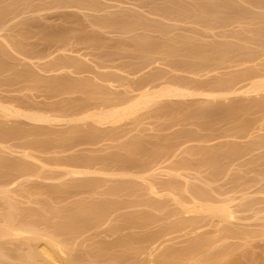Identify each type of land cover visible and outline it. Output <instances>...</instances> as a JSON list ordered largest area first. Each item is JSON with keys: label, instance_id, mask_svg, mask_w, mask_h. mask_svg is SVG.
Listing matches in <instances>:
<instances>
[{"label": "rangeland", "instance_id": "rangeland-1", "mask_svg": "<svg viewBox=\"0 0 264 264\" xmlns=\"http://www.w3.org/2000/svg\"><path fill=\"white\" fill-rule=\"evenodd\" d=\"M109 17L114 19L113 23ZM0 18V23L5 22L4 28L0 29L4 37H0V103L21 111L24 108L23 113L37 111L38 114L43 112L56 117V123L54 120L36 122L37 127L35 122L30 123L22 117H12V120L11 116H4L0 111V129L16 128L17 122L24 124L20 128L19 124L15 131L13 128V132L21 135L15 139H11V132L8 133L10 136L3 134L7 129L2 128L7 131L0 134V180L5 174L10 175V170L11 175L19 171L18 178H21L9 186L3 183L8 181L6 176L0 182L3 183L0 184V224L3 215L10 213L14 224L37 227V231L45 237L48 234L51 236V233L55 238L58 236L56 239L66 244L69 253L66 252V256L77 264H158L164 252L188 248L194 242L197 246L191 244L193 249L189 254L179 257L172 254L166 259L167 263L264 264V93H259L262 96L258 93H246L245 96V93H238L231 95L232 98L196 95L182 96L184 99L169 97L167 100L165 97L164 100L159 99L160 102L156 100L125 115L126 119L121 117L113 124L70 120L80 112L107 109L111 107V102L113 106L118 100L126 101L147 82L157 89L163 86L183 88L189 84L186 88L198 91L218 85V80L226 83L230 79L228 76L241 79L242 70L248 72L245 67L253 69L249 72L255 74L263 73L264 0H0ZM209 21L210 24H207ZM2 23L0 27H3ZM10 44L13 47L7 46ZM15 44L23 56L16 51ZM65 61L72 66L69 67L71 64L67 62L65 65ZM55 63L58 68L62 67L61 71ZM26 72L32 76H26ZM68 74L69 81L65 77ZM158 77L159 80L155 81ZM38 78L40 81H36ZM59 78L63 79V83L56 81ZM115 85L118 86L116 89ZM117 96L119 99H116ZM122 96L129 98L123 97V100ZM239 96L243 97L239 98L241 102L245 100L243 107L240 100L237 101ZM175 100L178 103H173ZM231 101L235 105L230 104ZM63 108L65 112L59 110ZM57 116H61V121ZM62 116L69 117V121ZM39 124L43 127L41 131ZM36 130L41 133L36 135ZM4 138L8 141L5 142ZM11 142L17 146L20 143L25 148L21 149L20 144L13 146ZM255 142L259 143L258 147ZM15 150L21 151L16 153ZM168 153L170 156H167ZM149 163L150 168L147 167ZM78 165L79 170L87 169L85 171L88 173L89 170V173L78 177L67 174L71 169H78ZM154 165L159 171L150 176L154 175L155 179L148 175L156 170ZM123 168L128 174L122 171ZM162 168L163 171L164 168L173 170L167 169L165 175L160 171ZM128 169L133 170V175L138 174L137 177ZM174 169L184 173L175 171V177L171 173ZM167 173L170 174L167 176ZM210 173L217 180H213ZM158 175L160 178H157ZM151 178L155 186L169 181L175 187L171 191L163 190L165 193L161 190L157 194L162 192V196L155 193L154 197L149 190ZM182 186H187V189ZM188 189L202 193L207 191L208 198L217 200L214 202L218 205L221 202L228 204L235 211L234 218L223 219L211 214L213 217H209L208 213L194 210L184 214L186 208L183 207L187 206L188 200V206L191 205ZM211 192L214 194L211 195ZM243 194H246L244 198ZM217 198H221L220 201ZM180 200L186 202V206ZM102 214L105 216L102 217ZM198 214L201 217H196ZM123 218L125 221L129 218V221L125 222ZM179 219L185 224L178 225ZM171 227L177 230L171 231ZM150 235L157 236V239ZM7 237L0 238V264H19L20 254L45 239L42 237L35 241L26 237ZM151 239L158 241L154 240L156 244L153 245ZM159 241H162L161 245ZM207 258L212 259L207 261Z\"/></svg>", "mask_w": 264, "mask_h": 264}, {"label": "bare ground", "instance_id": "bare-ground-1", "mask_svg": "<svg viewBox=\"0 0 264 264\" xmlns=\"http://www.w3.org/2000/svg\"><path fill=\"white\" fill-rule=\"evenodd\" d=\"M244 1V0H243ZM249 3V2H248ZM252 3V2H251ZM256 4H258V1H257V3ZM260 4V3H259ZM249 5H250V3H249ZM251 6V5H250ZM257 7V6H256ZM255 6H254V8H256ZM259 7V6H258ZM261 7V6H260ZM115 18V17H114ZM108 19H113V18H108ZM107 19V20H108ZM124 19V18H123ZM0 20L2 21V19L0 18ZM111 20H108V21H111ZM115 20H116V18H115ZM118 20V19H117ZM119 21H122V20H118V22ZM114 22V19L112 20V23ZM212 22V21H211ZM2 23V22H1ZM1 23H0V25H1ZM5 23V22H4ZM4 23H2V25H3V27H0V29L1 28H4ZM207 24H210V21H209V23L207 22ZM212 24V23H211ZM217 24V23H216ZM208 28V27H207ZM2 30V29H1ZM1 32V31H0ZM254 33V32H253ZM256 33V32H255ZM254 33V34H255ZM2 35L0 34V37H1ZM215 36V35H214ZM259 36V35H258ZM261 36V35H260ZM3 37V36H2ZM4 38V37H3ZM2 38V39H3ZM4 40V39H3ZM243 41V40H242ZM257 41H259V40H257ZM4 42H6V41H4ZM248 41H246V43H247ZM8 43V42H7ZM6 43V44H7ZM256 43V42H255ZM255 45V44H254ZM257 45V44H256ZM260 45V44H259ZM7 46H11V47H13L12 46V44H10V45H7ZM15 46H16V48L15 49H17L16 51H18V49H19V47L17 48V46L18 45H16L15 44ZM260 47H262V46H260ZM216 49H217V47H215ZM250 48V47H249ZM11 49V48H10ZM15 49H14V51H15ZM11 50H13V49H11ZM213 50V49H212ZM220 50V49H219ZM223 50V49H222ZM64 51V50H63ZM19 53H21L20 52V50L18 51ZM214 52V51H213ZM218 52V51H217ZM224 52V51H223ZM18 54V53H17ZM19 55H22L23 56V54L21 53V54H19ZM214 55H216L215 53H214ZM16 57V56H15ZM40 58L42 57V56H39ZM214 57V56H213ZM217 57V56H216ZM28 58H30V57H28ZM36 58V57H35ZM219 58V57H218ZM218 58H216L217 60H218ZM226 57H224L223 58V60L225 59ZM17 59V58H16ZM25 59V58H24ZM220 59H222V57L220 58ZM17 60H19V58L17 59ZM21 60V59H20ZM30 60H31V58H30ZM88 60V59H87ZM245 60V59H244ZM255 60V59H254ZM211 61V60H210ZM219 61V60H218ZM217 61V62H218ZM236 61V60H235ZM19 62V61H18ZM24 62V61H23ZM35 62V61H34ZM60 62H62V61H60ZM66 62L67 61H65V65H66ZM147 62H149V63H154V61H152V62H150V61H147ZM216 62V63H217ZM247 62V61H246ZM39 63H40V61H39ZM57 63H59V62H57ZM62 63V64H63ZM68 63V62H67ZM212 63V62H211ZM214 63H215V60H214ZM242 63H245V62H242ZM241 63V64H242ZM263 63V62H262ZM38 64V63H37ZM56 64V63H55ZM68 64H71V63H68ZM210 64V63H209ZM59 66L61 65L60 63L58 64ZM64 65V66H65ZM147 65V64H146ZM182 65V64H181ZM187 65V64H186ZM192 65V64H191ZM239 65V64H238ZM257 65H258V63H257ZM264 65V64H263ZM61 66H63V65H61ZM70 66H72V64L71 65H69V67ZM74 66V65H73ZM185 66V65H184ZM193 66V65H192ZM229 66V65H228ZM227 66V67H228ZM244 66V64H242V67ZM250 66V65H249ZM255 66V65H254ZM253 66V67H254ZM55 67H57V64H56V66ZM96 67V66H95ZM150 67V66H149ZM175 67V66H174ZM187 67V66H186ZM216 67H217V65H216ZM237 67V66H236ZM251 67V66H250ZM35 68V67H34ZM51 68V67H50ZM58 68V67H57ZM62 67H59L58 69L60 70ZM171 69H172V67H170ZM178 68H180V70H182L181 69V67H178ZM211 68V67H210ZM258 68V67H257ZM25 68H23V70H24ZM27 69V68H26ZM30 69V68H29ZM28 69V70H29ZM37 69H39V68H37ZM47 69V68H46ZM53 69V68H52ZM58 69L56 70V72L58 71ZM67 69H68V67H67ZM212 69H214V70H216L215 68H212ZM243 69V68H242ZM246 69H248V72H247V70ZM22 70V71H23ZM28 70H27V72H28ZM31 71H32V69H30ZM45 70V69H44ZM62 70V69H61ZM60 70V71H61ZM63 70H65V69H63ZM187 70H188V68H187ZM191 70V69H190ZM190 70H188V71H190ZM197 70V69H196ZM231 70V69H230ZM244 70V69H243ZM242 70V76H240L241 77V79H239V77L238 78H234V75L233 76H228V77H230V79H231V77H232V79L230 80H228L226 83H224L223 81L221 82L220 80H218V82H219V84L217 85H215L214 84V86H209V87H207L206 89H199V87L198 86H196V85H194V83H193V85L197 88L198 87V91L196 90H194V91H192L190 88H186V86H188L187 84H186V86H184L183 88H181L180 86V88L177 86V87H169V86H166L165 88H164V86L163 85H161V86H163V88H159V89H157L156 87L155 88H153V85H152V83H150V82H147V83H144L143 85H141L140 86V88L138 89V92H136L135 93V95H133L130 99H128V100H124L125 98H129L128 96H126V97H124V96H122V99H123V97H124V101H122V99H121V101L122 102H119L120 100H118L117 101V104H114L113 106L111 105L112 104V102H111V104H110V108H108V107H106L107 109H101V110H93V109H91V110H93V111H86V112H80L79 113V115L77 114L76 116L74 115V117H72L71 119L68 117V119H70L71 121H75V122H77L78 123V120H90L91 122H94V123H97V124H99V125H104V124H109V123H116V121H118L119 119H121V117H123L124 116V118H125V115H127L128 116V114L130 115L131 113H133L134 111H136L137 109H139V108H141V107H143V106H145V105H147V104H150L151 102H154V101H159V99H162L163 98V100H164V98L166 97V99L168 100V98L170 97L171 99H172V97L174 98V97H182V96H192V97H197L196 95H203V96H206V97H225V96H230L231 97V95H234V96H236L238 93H245L243 96H245L246 95V93H264V70H263V73H252L251 71L253 70H251V68L249 69L248 67L246 68L245 67V70H246V73H244V71ZM249 70H251L250 72H249ZM257 70V69H256ZM256 70H254V71H256ZM261 70V69H260ZM16 71H18V69L16 70ZM36 71V70H35ZM41 71H42V68H41ZM49 71V70H48ZM76 71V70H75ZM74 71V73L75 74H77L76 72ZM176 71H178V70H176ZM235 71V70H234ZM19 72V71H18ZM26 72V76H28V74L29 73H27ZM45 72V71H44ZM47 72V71H46ZM53 72H55V71H53ZM59 72V71H58ZM57 72V73H58ZM126 72V71H125ZM192 72L193 71H191V74H192ZM196 72V71H195ZM258 72V71H257ZM21 73V72H20ZM22 73H24V72H22ZM31 73V72H30ZM49 73V72H48ZM56 73V74H57ZM66 74H67V71L65 72ZM69 73H71L72 74V72H69ZM152 73V72H151ZM225 73V72H224ZM223 73V74H224ZM244 73V74H243ZM19 74V73H18ZM32 74V73H31ZM79 74V73H78ZM220 74V73H219ZM260 74V75H259ZM21 75V74H20ZM30 75V74H29ZM42 75V74H41ZM60 75H61V73H60ZM69 76H65L66 77V79H67V77H70V74H68ZM177 75H179V74H177ZM193 75H194V72H193ZM197 75V74H196ZM227 75H229V74H227ZM226 75V76H227ZM23 76V75H22ZM21 76V77H22ZM30 76H32V75H30ZM153 76H155V74L153 75ZM152 76V77H153ZM222 76V75H221ZM224 76V75H223ZM64 76H63V78H65ZM74 76L72 75V78H73ZM80 77V76H79ZM187 77V76H186ZM217 77H218V75H217ZM216 77V78H217ZM18 78H20V77H18ZM161 78V77H160ZM226 79H228L227 77H225ZM224 78V79H225ZM31 79V78H30ZM35 79V78H34ZM40 78H38V79H36V81L37 80H39ZM51 79V78H50ZM57 79V78H56ZM61 79V80H60ZM66 79H64V80H66ZM60 80V81H59ZM59 80H56V81H58L59 83L63 80L62 78H59ZM68 81H69V79H67ZM157 80H159V77H158V79H156L155 81H157ZM217 80V79H216ZM241 80H242V83H240L241 82ZM34 81V80H33ZM40 81V80H39ZM126 81V80H125ZM131 81V80H130ZM164 81V80H163ZM198 81V80H197ZM197 81H195V82H197ZM51 82H54V80L53 81H51ZM65 83V85H66V81H64ZM113 82V81H112ZM127 82V81H126ZM165 83H166V81H164ZM164 82H161V84H163ZM217 82V83H218ZM40 83V82H39ZM61 83H63V82H61ZM72 83V82H71ZM71 83H70V85H71ZM124 83V82H123ZM128 83V82H127ZM134 83V82H133ZM167 83H171L172 84V82H167ZM176 83V82H175ZM221 83H223V84H221ZM42 84V83H41ZM109 84V83H108ZM157 84V86H158V83H156ZM177 84V83H176ZM175 84V85H176ZM179 84V83H178ZM49 85V84H48ZM63 85V84H62ZM62 85L60 86V87H62ZM109 85H111V84H109ZM134 85V84H133ZM160 85V84H159ZM168 85V84H167ZM181 85H182V83H181ZM184 85V84H183ZM198 85H200V84H198ZM46 86V85H45ZM50 86H51V84H50ZM104 86V85H103ZM108 86V85H107ZM106 86V87H107ZM113 86V85H112ZM116 86L117 85H115V89H116ZM172 86V85H171ZM201 86V85H200ZM56 87H58V85H56ZM70 87V86H69ZM69 87H67V91H68V89H69ZM105 87V86H104ZM111 87V86H110ZM109 87V88H110ZM118 87V86H117ZM128 87H130L129 85H128ZM132 87V86H131ZM191 88H194V87H192V85L190 86ZM65 88V87H64ZM63 88V89H64ZM112 88V87H111ZM110 88V89H111ZM201 88V87H200ZM57 89V88H56ZM112 89H114V87L112 88ZM51 90H52V88H51ZM58 91H59V89H58ZM115 91V90H114ZM113 91V92H114ZM133 91V90H132ZM53 92V91H52ZM112 92V91H111ZM122 92H123V90H122ZM117 93V92H116ZM119 93H121V92H119L118 91V96L119 97H121L120 95H119ZM123 93H126V92H123ZM123 93H122V95H123ZM132 93V92H131ZM115 94V93H114ZM242 94H240V95H242ZM254 94V95H255ZM113 95V94H112ZM130 95V94H129ZM259 95H263V94H259ZM117 96V97H118ZM233 96V97H234ZM2 97V96H1ZM119 97L118 98H116V99H119ZM169 98V99H170ZM183 98V97H182ZM191 98V97H190ZM232 98V97H231ZM239 98H243V97H237V101L238 100H240ZM249 98V97H248ZM258 98V97H257ZM263 98H264V95H263ZM14 99V98H13ZM177 99V98H176ZM181 99V98H180ZM184 99V98H183ZM183 99H181V100H183ZM203 99V98H202ZM224 99V98H223ZM226 99V98H225ZM228 99V98H227ZM3 100H4V98H3ZM12 100V99H11ZM14 100H16V99H14ZM13 100V101H14ZM193 100V99H192ZM218 100H220V98L218 99ZM222 100V99H221ZM229 100H231V99H229ZM243 100V99H242ZM249 100V99H248ZM250 100H253V99H250ZM259 100H260V96H259ZM8 101V100H7ZM161 101V100H160ZM159 101V102H160ZM170 101V100H169ZM180 101V100H179ZM188 101V100H187ZM228 101V100H227ZM234 101V100H233ZM261 101V100H260ZM1 102H2V100H1ZM4 103H6V99L3 101ZM9 102H10V100H9ZM18 102V101H17ZM119 102V103H118ZM175 102H177L176 100L173 102V103H175ZM230 102V101H229ZM236 102V101H235ZM240 102H241V100H240ZM242 102H245V100H243ZM241 102V104H242V107H243V104L244 103H242ZM254 102V101H253ZM62 103V102H61ZM110 103V102H109ZM114 103V102H113ZM166 103H168V102H166ZM171 103H172V100H171ZM178 103V102H177ZM206 103V102H205ZM217 103H219V104H221L220 102H217ZM225 103V102H224ZM223 103V104H224ZM234 103V102H233ZM232 103V101H231V103L230 104H233ZM238 103V102H237ZM236 103V104H237ZM261 103H263V101L261 102ZM53 104V103H52ZM255 104H257V103H255ZM260 104V103H259ZM264 104V103H263ZM263 104H261L262 106H263ZM8 105V104H7ZM6 104H5V106L4 105H2L1 103H0V111L3 113V115L5 114L6 116H11L10 118L12 119V117H16V118H19L20 119V117H22L23 119H28L27 121L28 122H51L52 120H54L55 121V123H56V117L52 114V113H50V114H52L51 116H54L55 118H52V117H50L49 115H47L46 113L44 114L43 112L42 113H37V111L35 112V113H31V114H28V113H23L22 111H23V109H22V111H21V109H19V110H17L15 107H13L12 105V107L11 106H7ZM17 105V104H16ZM15 105V106H16ZM51 105V104H50ZM58 106H59V104H57ZM56 105V106H57ZM63 105V104H62ZM93 105V104H92ZM107 105H109V104H107ZM166 105H168V104H166ZM222 105V104H221ZM233 105H235V103L233 104ZM238 105V104H237ZM261 105H257L258 107H260ZM23 106H24V104H23ZM46 106V108H47V106H48V104L47 105H45ZM65 106H66V104H65ZM89 106H90V104H89ZM155 106H156V104H155ZM169 106V105H168ZM225 106V105H224ZM227 106V105H226ZM250 106V105H249ZM252 106H253V103H252ZM256 106V105H255ZM256 106V107H257ZM63 107V106H62ZM67 107V106H66ZM92 107V106H91ZM218 107V106H217ZM240 107V106H239ZM20 108V107H19ZM30 108V107H29ZM32 108V107H31ZM65 108V107H64ZM64 108L63 109H59L61 112H62V110L64 111ZM180 108V107H179ZM212 108V107H211ZM214 108V107H213ZM232 109H233V107H231ZM230 108V109H231ZM237 108V107H236ZM235 108V109H236ZM35 109H37V108H35ZM66 109V108H65ZM99 109V108H98ZM159 109V108H158ZM168 109V108H167ZM173 109H176V108H173ZM228 109V108H227ZM257 109V108H256ZM25 110V109H24ZM41 110H43V109H41ZM40 110V111H41ZM45 110V109H44ZM58 110V109H57ZM72 110H73V108H72ZM72 110H71V112H72ZM77 110V109H76ZM90 110V109H89ZM165 110V109H164ZM163 110V111H164ZM223 110V109H222ZM257 110H259V108L257 109ZM28 111H30V109L28 110ZM50 111H52L51 109H50ZM49 111V112H50ZM68 110H66V112H67ZM73 111H75V110H73ZM79 111H80V109H79ZM84 111H85V108H84ZM264 111V110H263ZM31 112V111H30ZM45 112H47V110H45ZM55 112H56V110H55ZM65 112V111H64ZM63 112V113H64ZM69 112H70V109H69ZM77 112V111H76ZM258 112V111H257ZM48 113V112H47ZM58 113V112H57ZM60 113V112H59ZM73 113V112H72ZM262 113V112H261ZM55 114V113H54ZM62 114V113H61ZM4 115V116H5ZM57 115V114H56ZM60 115V114H59ZM66 116V115H65ZM65 116H62V118H65ZM68 116V115H67ZM71 116V115H70ZM25 117V118H24ZM57 117H59V121H61L60 120V117L61 116H57ZM263 117V116H262ZM61 118V119H62ZM264 118V117H263ZM14 119V118H13ZM12 119V120H13ZM66 119V118H65ZM68 119H66V120H68ZM126 119V118H125ZM260 119V118H259ZM18 120V119H17ZM16 120V121H17ZM4 121V120H3ZM8 121H10V120H8ZM19 121V120H18ZM22 121H24V120H22ZM65 121V120H64ZM63 121V122H64ZM69 121V120H68ZM67 121V122H68ZM70 121V122H71ZM120 121V120H119ZM256 121H257V118H256ZM255 121V122H256ZM5 122V121H4ZM3 122V123H4ZM57 122H58V120H57ZM69 122V123H70ZM80 122V121H79ZM82 122V121H81ZM252 122V121H251ZM260 122V121H259ZM7 123V122H6ZM15 122H13L12 124H14ZM22 123V122H21ZM37 123H36V126H37ZM93 123V124H94ZM118 123V122H117ZM1 124H2V122H1ZM8 124H10V123H8ZM7 124V125H8ZM11 124V125H12ZM19 124H20V122H19ZM18 122L16 123V126L18 127ZM23 124V123H22ZM29 124V123H28ZM27 124V125H28ZM68 124V123H67ZM71 124H72V122H71ZM74 124V123H73ZM76 124V123H75ZM87 124V123H86ZM249 124V123H248ZM253 124H255V123H253ZM257 124V123H256ZM260 124V123H259ZM262 124V123H261ZM21 125V124H20ZM19 125V128L20 127H24V124L23 125H21L20 126ZM26 124H25V126H27ZM30 125V124H29ZM53 125V124H52ZM111 125V124H110ZM2 125H0V127H1ZM35 126V127H36ZM42 126H43V124H42ZM45 126H47V125H45ZM54 126V125H53ZM67 126H72V125H67ZM76 126V125H75ZM91 126V125H90ZM94 126V125H93ZM97 126V125H96ZM250 126V125H249ZM253 126V125H252ZM15 126H11V127H9V129L6 127V128H4V127H2V128H4V129H7V130H3L2 128L0 129V134H2V132H5V131H7V132H5V133H3V134H5L6 136H8L9 134H10V132H11V134H12V138L11 139H15V137H19V136H21V135H17V133L19 134V132H13V128H14ZM16 127V128H17ZM34 127V126H33ZM38 127V126H37ZM37 127H36V129H37ZM39 127H40V124H39ZM85 127H86V125H85ZM84 127V128H85ZM246 127H247V125H246ZM255 127V126H254ZM253 127V129H256L255 131H257V128H254ZM259 127H260V125H259ZM263 127V126H262ZM11 128V129H10ZM16 128H14V131L16 130ZM19 128H18V131H19ZM41 128H43V127H40V131H41ZM53 128V127H52ZM68 128V127H67ZM70 128V127H69ZM74 128V127H73ZM89 128V127H88ZM94 127H92V129H93ZM243 128V127H242ZM23 129V128H22ZM21 129V131H23V130H25L26 128H24L23 130ZM33 130L32 131H34V128H32ZM45 129V128H44ZM72 129V128H71ZM75 129V128H74ZM73 129V130H74ZM95 129V128H94ZM250 129H252V128H250ZM252 129V130H253ZM38 130V129H37ZM36 130V133L38 132ZM48 130H49V128H48ZM78 130V129H77ZM100 130V129H99ZM252 130H251V132H252ZM259 130V129H258ZM20 131V132H21ZM46 132H48L47 131V129L45 130ZM255 131H253V132H255ZM260 131H261V128H260ZM26 133L27 132H29V131H25ZM30 132H31V129H30ZM43 132V131H42ZM52 132V131H51ZM76 132V131H75ZM79 132V131H78ZM249 132V131H248ZM250 132V133H251ZM9 133V134H8ZM14 133H16V135L14 134ZM24 133V132H23ZM35 133V132H34ZM39 133H41V132H38L36 135H38ZM50 132H48V134H49ZM33 134V133H32ZM75 134V133H74ZM79 134V133H78ZM82 134H84L83 132H82ZM89 134H91L90 132H89ZM88 134V135H89ZM98 134V133H97ZM258 134H261V133H258ZM4 135V136H5ZM15 135V136H14ZM30 135V134H29ZM41 135V134H40ZM87 135V134H86ZM10 136V135H9ZM74 136V135H73ZM76 136V135H75ZM84 136H85V134H84ZM84 136H83V138H84ZM90 136H92V134L90 135ZM226 136V135H225ZM248 136V135H247ZM1 137H3V136H1ZM22 137H25V135H23ZM31 137V136H30ZM34 137V136H33ZM77 137V136H76ZM81 137V136H80ZM95 137V136H94ZM8 138V137H7ZM7 138H4L5 139V142L6 141H8V139ZM29 138V137H28ZM79 138V137H78ZM85 138H87V139H89L90 140V138L89 137H86L85 136ZM25 139V138H24ZM38 139V138H37ZM86 139V141L88 142V140ZM262 139H263V137H262ZM2 140H3V138H2ZM10 140V139H9ZM22 140H23V138H22ZM79 140V139H78ZM13 141V140H12ZM15 141H19V140H15ZM14 141V142H15ZM26 142V141H25ZM41 142V141H40ZM13 142H11V144H12ZM258 143V142H257ZM256 142H255V144L254 145H256L257 144ZM20 144V143H19ZM19 144H18V146H19ZM182 144H183V142H182ZM185 144V143H184ZM191 144V143H190ZM264 144V143H263ZM5 145H6V143H5ZM4 145V146H5ZM9 145V144H8ZM13 146L15 145V143L14 144H12ZM11 145V146H12ZM21 145V144H20ZM28 145V144H27ZM258 145H259V143L257 144V147H258ZM11 146H7V147H9V149L11 148ZM15 146H17V144L15 145ZM17 146V147H18ZM22 146V148L21 149H23V148H25V147H23V145H21ZM201 146V145H200ZM182 147H184V146H182ZM0 148H1V146H0ZM28 148V147H27ZM170 148H172V147H170ZM174 148H175V146H174ZM204 148H206V147H204ZM4 149V148H3ZM6 149H8V148H6ZM163 149H165V148H163ZM188 149V148H187ZM191 149V148H190ZM226 149V148H225ZM236 149V148H235ZM5 150V149H4ZM14 150V149H13ZM172 150H173V148H172ZM189 150V149H188ZM233 150V149H232ZM9 152L11 151V150H8ZM16 151V153H17V151H21V150H15ZM23 151V150H22ZM182 151V150H181ZM181 151H179V152H181ZM227 151V150H226ZM229 151V150H228ZM14 152V151H13ZM173 152V151H172ZM178 152V151H177ZM177 152H173V153H177ZM206 152H208V151H206ZM205 152V153H206ZM223 152V151H222ZM27 153H28V151H27ZM183 153V152H182ZM189 153V152H188ZM187 153V154H188ZM209 153V152H208ZM208 153H206V154H208ZM214 153V152H213ZM234 153V152H233ZM22 154H23V152H22ZM21 153H20V156L22 155ZM169 155H167V156H170V153H168ZM180 153H178V155H179ZM185 154V153H184ZM190 154V153H189ZM223 154H224V152H223ZM24 155V154H23ZM31 155V154H30ZM185 156H187V155H185ZM208 156H210V154L208 155ZM213 156V155H212ZM222 156V155H221ZM24 157H27V156H24ZM32 157V156H31ZM171 157H172V154H171ZM184 156H182V158H183ZM167 158H169V157H167ZM173 158H174V155H173ZM182 158H180V159H182ZM185 158V157H184ZM32 159V158H31ZM176 160H177V157L175 158ZM179 159V158H178ZM188 159V158H187ZM187 159H185L187 162H188V160ZM167 160V159H166ZM172 161H173V159H171ZM36 161V160H35ZM38 162H39V159L37 160ZM169 161V160H168ZM175 161V160H174ZM185 161V162H186ZM41 163V162H40ZM39 163V164H40ZM78 163V162H77ZM151 163V162H150ZM150 163L149 164H147V167L148 168H150L148 165H150ZM160 164V163H159ZM43 165V164H42ZM60 165V164H59ZM68 165V164H67ZM119 165V164H118ZM143 165V164H142ZM172 165V164H171ZM190 165V164H189ZM82 166V165H81ZM114 166V165H113ZM121 166V165H120ZM151 166V165H150ZM185 166V165H184ZM183 166V167H184ZM187 166H188V164H187ZM61 167H63V166H61ZM70 167V166H69ZM77 167H79V165L77 166ZM84 167V166H83ZM86 167V166H85ZM88 167V166H87ZM91 167V166H90ZM116 167V166H115ZM147 167H146V169H145V167L143 168V169H145V170H147L148 171V169H147ZM154 168H156V170L154 169V172H150V171H148V172H150L148 175L150 176V174L151 173H154V175H155V171H159V170H157V168L158 167H155V165L153 166ZM181 167V166H180ZM191 167V166H190ZM189 167V168H190ZM17 168V170H19V168L18 167H16ZM76 168V167H75ZM109 168V167H108ZM112 168V167H111ZM125 168V167H124ZM123 168V169H124ZM173 168V167H172ZM172 168H164V171L165 172H167L166 170L167 169H171V170H173ZM178 168H179V165H178ZM188 168V169H189ZM14 169V168H13ZM65 169H67V168H65ZM64 169V170H65ZM80 169V167L78 168V169H71L70 171H69V173H67V174H71V175H74L73 177H76L77 175H81V174H84L85 173V175L86 174H88L89 173V170H88V173H87V171H85V170H87V169H83V168H81V170H79ZM89 169V168H88ZM95 169H96V167H95ZM100 169V168H99ZM105 169V168H104ZM107 169V168H106ZM116 169V168H115ZM114 169V170H115ZM120 169V168H119ZM118 169V170H119ZM122 169V171H124L125 172V169L123 170ZM131 169V168H130ZM151 169H153V168H151ZM188 169H186V170H188ZM191 169V168H190ZM14 170H16V169H14ZM67 170H69V169H67ZM113 170V171H114ZM129 170V169H128ZM144 170V171H145ZM182 171H183V169H181ZM22 171L24 172V170L22 169ZM96 171V170H95ZM102 171V170H101ZM105 171V170H104ZM112 171V172H113ZM117 171V170H116ZM120 171V170H119ZM118 171V172H119ZM129 171H131V170H129ZM133 171V170H132ZM132 171H131V174L133 175V173H132ZM153 171V170H152ZM160 171H162V172H164L163 171V168L162 169H160ZM170 170H168V172H169ZM176 171V172H175ZM213 171H215V169L213 168ZM11 172V174H12V171L10 170L8 173H10ZM103 172V171H102ZM106 172V171H105ZM115 172V171H114ZM128 172V171H127ZM127 172H125V173H127ZM148 172H146L145 174H147ZM165 172H164V174H165ZM184 173V172H178L177 171V169L175 170L174 169V171H171V173L172 174H175V173ZM14 174L13 175H9V174H7V176H6V174L1 178V180H0V182L3 180V178L5 177V179H7L8 181H2L3 183H6L8 186L9 185H12V184H15V182H18V180L19 179H21V178H18L19 177V171L16 173L15 171L13 172ZM97 173V172H96ZM100 173V172H99ZM104 173V172H103ZM108 173H109V169H108ZM123 173V172H122ZM121 173V174H122ZM124 173V174H125ZM158 173V172H157ZM160 173V172H159ZM21 174H23L24 175V173H22L21 172ZM65 174V173H64ZM102 174V173H101ZM100 174V175H101ZM123 174V175H124ZM128 174V173H127ZM130 174V176H132ZM144 174V175H145ZM168 174H170V173H167V176H168ZM214 174V173H213ZM217 174H218V172H217ZM220 174V173H219ZM25 175H26V173H25ZM68 175V176H69ZM84 175V176H85ZM92 175H95V174H92ZM91 175V176H92ZM103 175V174H102ZM104 175H106V173H104ZM136 175H138V174H136ZM136 175H133V176H135V177H137ZM147 175V176H148ZM154 175H152V176H150V177H154ZM161 175V174H160ZM160 175H158V177L157 178H160ZM166 175V174H165ZM179 175V174H178ZM210 175V177H211V173L209 174ZM216 175V174H215ZM9 176V177H8ZM64 176V175H63ZM67 176V177H68ZM107 176H109V175H107ZM116 176V175H115ZM119 176H120V172H119ZM132 176V177H133ZM170 176V175H169ZM217 176H219V175H217ZM22 177V176H21ZM24 177V176H23ZM22 177V178H23ZM78 177V176H77ZM83 177V176H82ZM90 177V176H89ZM105 177V176H104ZM109 177H111V175L109 176ZM114 177V176H113ZM127 177V176H126ZM129 177V176H128ZM139 177V176H138ZM146 177V176H145ZM175 177H176V174H175ZM184 177V176H183ZM213 177V176H212ZM211 177V178H212ZM87 178V177H86ZM85 178V179H86ZM119 178H121V177H119ZM122 178H123V176H122ZM125 178V177H124ZM141 178V176L139 177V179ZM148 179H149V177H147ZM178 178V177H177ZM188 178V177H187ZM218 178V177H217ZM18 179V180H17ZM81 179V178H80ZM131 179V178H130ZM135 179V178H134ZM154 179H155V177H154ZM154 179L152 180V178H151V182H152V184L151 185H149L150 186V188H149V190L151 189V191L153 192L152 193V195H154L155 193H156V195H159V194H161L159 197H161L162 196V192H160V193H158L157 194V192H159V191H163V190H165V191H167V190H169V191H171V189L173 190V188L175 187V184L173 183V182H169V181H167V182H160V184L159 183H157V182H154V183H157V187L153 184V181H154ZM162 179V178H161ZM180 179H181V177H180ZM213 180L215 179V180H217L216 179V176H215V178H212ZM125 180V179H124ZM141 180H142V178H141ZM188 180V179H187ZM200 180V179H199ZM204 180V179H203ZM211 180V179H210ZM147 181V180H146ZM150 181V180H149ZM162 181V180H161ZM183 181H184V179H183ZM201 181H202V179H201ZM200 181V182H201ZM204 181H206V180H204ZM140 182V181H139ZM189 182H190V180H189ZM188 182V183H189ZM203 182V181H202ZM3 183H0L1 185L3 184ZM145 183H147V182H145ZM183 183V182H182ZM187 183V184H188ZM197 183V182H196ZM208 183V182H207ZM213 183V182H212ZM5 184V185H6ZM191 184V183H190ZM199 184V183H198ZM1 185H0V187H1ZM148 185V184H147ZM185 185V184H184ZM194 185V184H193ZM188 186V185H187ZM186 186V187H187ZM189 186H191V185H189ZM188 186V187H189ZM202 186V185H201ZM207 186H209V185H207ZM11 187V186H10ZM126 187H127V185H126ZM179 187V186H178ZM182 187H184V186H182ZM181 187V188H182ZM186 187H184L185 189H187ZM159 190H158V189ZM212 188V187H211ZM183 189V188H182ZM192 189V188H191ZM200 189V188H199ZM204 189H206V188H204ZM213 189V188H212ZM180 190V189H179ZM190 192H189V197H190V203H191V205H189L188 206V202H189V200L187 201V206H188V208H187V206H186V202H182L181 200V203L182 204H185L184 206H186V207H183V208H186V211H183L184 212V214L185 213H190V210L191 211H198V212H204L205 214L206 213H208V216L211 214V215H213V216H218L219 218H223V219H233L234 218V213H235V211L234 210H232L231 209V207L230 206H228V204L226 205V204H223L222 202V204L220 203L219 205L217 204V203H215L214 201H217V200H214V201H212L213 199H211V198H208V194L206 193L207 191H205V192H203L202 193V191H194L195 189H193V191L192 190H190V189H188ZM201 190V189H200ZM214 190V189H213ZM233 190V189H232ZM231 190V191H232ZM165 191H163L164 193H165ZM149 192V191H148ZM177 192H178V189H177ZM176 192V193H177ZM180 192H181V190H180ZM186 192H188V191H186ZM198 192V193H197ZM201 192V193H200ZM212 192H214V191H212ZM211 192V195L212 194H214V193H212ZM237 192V191H236ZM246 192V191H245ZM163 193V194H164ZM173 193V192H172ZM216 193V192H215ZM234 193V192H233ZM168 194V193H167ZM166 194V195H167ZM207 194V195H206ZM210 194V193H209ZM166 195H163V196H166ZM168 195H170V193L168 194ZM172 195V194H171ZM174 195V194H173ZM185 195H187L186 193H185ZM244 195H246V194H243L242 195V197L244 196ZM154 197H155V195H154ZM187 198H188V195L186 196ZM217 197V196H216ZM216 197H215V199H216ZM219 197V196H218ZM236 197V196H235ZM163 198V197H162ZM180 198V197H179ZM185 198V197H184ZM187 198H185L186 200H187ZM213 198V197H212ZM223 198V197H222ZM230 198V197H229ZM244 198V197H243ZM157 199H158V197H157ZM217 199H219V198H217ZM221 199V198H220ZM220 199H219V201H220ZM231 200V199H230ZM242 200V199H241ZM176 201V200H175ZM179 201V200H178ZM221 201H223V200H221ZM226 201V200H225ZM177 202V201H176ZM218 202V201H217ZM233 202V201H232ZM239 202V201H238ZM178 203H180V202H177V204ZM189 203V204H190ZM229 203V202H228ZM236 203V202H235ZM231 204V203H230ZM175 205V204H174ZM176 206H178V205H176ZM232 206H234V205H232ZM180 207V206H179ZM180 209H181V207H180ZM182 210V209H181ZM183 210H185V209H183ZM235 210H236V208H235ZM105 213V212H104ZM103 213V214H104ZM112 213V212H111ZM192 213V212H191ZM101 215L102 217L103 216H105V215ZM180 214V213H179ZM205 214H204V217H205ZM11 215L12 214H10V213H5V215H3V218L1 219V224H0V238L1 237H6V236H10L11 238H21V237H26V239H35V241H36V239H42V237H45V235H43V234H41L40 233V231H37V227L36 228H34L33 226H29V225H27V224H25V223H17V224H14L13 223V220H12V218H11ZM199 215V214H198ZM198 215H196V217H201L200 215L198 216ZM210 215V216H211ZM107 216V215H106ZM181 216V215H180ZM187 216H190L189 214L187 215ZM193 216V215H192ZM207 216V215H206ZM209 216V217H210ZM213 216H211V217H213ZM182 217V216H181ZM184 217V216H183ZM195 217V216H194ZM203 217V216H202ZM129 219V218H128ZM127 218H126V221H129ZM195 219V218H194ZM217 219V218H216ZM107 220V219H106ZM123 220L125 221V219L123 218ZM179 220H181V219H179ZM179 220L177 221V222H179ZM190 220V219H189ZM125 221V222H126ZM182 221V220H181ZM179 222V224L178 225H183V224H185V222ZM188 221V220H187ZM191 221V220H190ZM220 221V219L218 220V222ZM192 222V221H191ZM174 224V223H173ZM172 224V225H173ZM190 224H192V223H190ZM187 225H189V223L187 224ZM187 225H186V227H187ZM175 227H177V226H175ZM174 227V228H175ZM180 227V226H179ZM179 227H177L178 229H179ZM190 227V226H189ZM192 227V226H191ZM172 229H171V231L172 230H177V229H174L173 227H171ZM181 228V227H180ZM61 229V228H60ZM169 229V228H168ZM182 229V228H181ZM190 229V228H189ZM196 229V228H195ZM226 229H228V228H226ZM56 230V229H55ZM222 230H224V228L222 229ZM61 231H62V229H61ZM163 231L164 230H162L161 232H162V234H163ZM168 230L166 229L165 230V232H167ZM169 231H170V229H169ZM226 233H228L226 230H224ZM189 232V231H188ZM234 232V231H233ZM55 233H57V232H55ZM64 233V232H63ZM229 233L231 234L232 232H231V230L229 231ZM235 233V232H234ZM44 234H45V232H44ZM58 234V233H57ZM56 234V235H57ZM60 234V233H59ZM159 234V233H158ZM158 234H157V236H158ZM167 234V233H166ZM165 234V235H166ZM49 235V234H48ZM46 236L45 237V239H44V241L43 242H41V241H39V240H37V241H39V243L40 244H35V245H32V246H29L22 254H20L19 255V259H20V261L19 260H17L18 262L17 263H21V264H23V263H25V261H27L28 260V263L30 264H59L60 262L62 263V264H77L76 262L74 263L73 261H71V260H69V258L66 256V254L68 253L67 251H66V244L62 241V240H59V239H56L55 237H53L52 236V233H51V236L49 235V236ZM54 235V234H53ZM61 235V234H60ZM59 235V236H60ZM153 235V234H152ZM152 235H150L151 236V238L153 237V238H156L155 236H152ZM154 235H156V234H154ZM160 235V234H159ZM184 235V234H183ZM186 235V234H185ZM55 236V235H54ZM161 236H163V235H161ZM7 237V238H8ZM63 239V238H62ZM157 239V238H156ZM156 239H154V240H156ZM158 239H159V237H158ZM154 240H152L151 239V242H153V245H155L156 243H154L155 241ZM158 240H156V242H157ZM167 241V240H166ZM165 241V242H166ZM164 242V241H163ZM37 243V242H36ZM161 243H162V241H161ZM161 243H160V241H159V245H161ZM164 244V243H163ZM192 245H194V247H196L197 245H196V243L194 242V244L193 243H191ZM191 244L190 245H188V246H190L191 247ZM151 245V244H150ZM152 245V246H153ZM152 246L150 247V248H152ZM163 246V245H162ZM161 246V247H162ZM157 247V246H156ZM153 248V250L154 249H157V248ZM190 247H188V248H183V249H180V248H178L176 251H175V249H173V252H170V251H172V250H169V251H166V252H164L163 253V255H162V258L158 261V264H168L167 263V260L166 259H168V258H170V256L172 255V254H174V255H176L175 257H177V255H178V257H179V255H186L187 253L189 254L192 250L191 249H193V248H190ZM149 248V247H148ZM190 248V249H189ZM150 250V249H149ZM148 250V251H149ZM161 250V249H160ZM191 250V251H190ZM175 251V252H174ZM190 251V252H189ZM67 252V253H66ZM153 252V251H152ZM154 252H155V250H154ZM69 254V253H68ZM149 254V253H148ZM151 254V253H150ZM5 255V254H4ZM2 256V254H0V257ZM148 256V255H147ZM151 256V255H150ZM151 257H153V256H151ZM151 257H150V259H151ZM149 259V260H150ZM210 259V258H209ZM208 258L206 259L207 261L209 260ZM212 259V258H211ZM210 259V260H211ZM166 260V261H165ZM209 260V261H210ZM153 261V260H152ZM164 261H165V263H164ZM27 263V264H28ZM26 264V263H25Z\"/></svg>", "mask_w": 264, "mask_h": 264}]
</instances>
